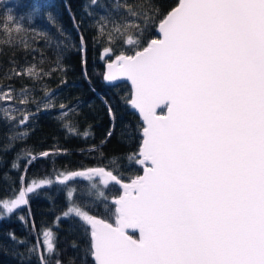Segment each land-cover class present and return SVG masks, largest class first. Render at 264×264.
I'll use <instances>...</instances> for the list:
<instances>
[{
	"label": "snow or ice",
	"instance_id": "1",
	"mask_svg": "<svg viewBox=\"0 0 264 264\" xmlns=\"http://www.w3.org/2000/svg\"><path fill=\"white\" fill-rule=\"evenodd\" d=\"M126 10L146 22L160 15L154 6L137 10L126 5ZM49 20L55 23L51 14ZM11 27L6 25L8 31ZM17 30L23 31L18 25ZM114 31L132 54L120 53L104 79L126 78L134 86L130 103L146 126L141 150L129 160L143 165L144 174L123 184V194L114 201L115 226L77 204L74 189L68 191L70 206L58 221L78 219L89 228L85 256L93 264H264V0H179L159 19L162 38L147 41V46L135 35L143 33L140 24L115 26ZM99 32L111 44L112 33H105V26ZM4 43L28 47L27 41L11 37ZM11 72L30 79L44 74L35 65ZM27 92L23 90L19 103L27 102ZM161 104L167 110L164 117L156 114ZM105 105L114 125L113 109L107 101ZM66 108L60 104L61 110ZM65 127L76 132L74 126ZM12 168L19 165L13 162ZM96 176L105 185L122 183L104 167L58 174L61 185L72 177ZM53 183L33 180L7 211L28 205L26 192ZM99 195L107 199L103 192ZM127 227L139 229V237L126 234ZM71 247L78 246L72 242ZM27 251L37 255L39 264H75L72 257L60 258L62 250L50 228Z\"/></svg>",
	"mask_w": 264,
	"mask_h": 264
},
{
	"label": "trees",
	"instance_id": "2",
	"mask_svg": "<svg viewBox=\"0 0 264 264\" xmlns=\"http://www.w3.org/2000/svg\"><path fill=\"white\" fill-rule=\"evenodd\" d=\"M178 3L179 0H0V93L7 94L0 95V264H39L37 255L27 249L45 228L56 233L62 260L72 257L75 264H93L91 256H85L91 242L89 228L78 219L60 222L57 218L70 206L67 193L74 189L75 202L84 210L115 224L118 217L113 200L121 189L116 184H103L98 177L71 178L61 185L59 179L63 177L58 178V174L104 167L123 182L142 174L144 166L129 160L139 153L143 140V124L128 105L131 87L127 83L108 86L104 82L105 65L122 52L132 54L125 38L114 31L115 26L140 24L143 33L135 35L142 46H147V41L159 37V19ZM126 5L137 10L154 6L160 15L155 22H146L130 16ZM49 14L55 23L49 20ZM8 16L14 20H8ZM6 25L12 26L10 31ZM17 25L23 31L18 32ZM101 26H105V33H112L111 44L106 34H100ZM6 37L27 41V49L23 43L5 44ZM106 48L111 50L107 54ZM32 65L43 70L42 78L30 79L11 72L13 68L23 72ZM24 89L28 90V99L21 104ZM105 101L113 109L114 125ZM60 104L67 108L61 110ZM165 112L166 108L160 111ZM65 125L74 126L76 132H69ZM113 127L111 138L101 146ZM85 132L89 135L85 136ZM97 146L98 150H92ZM45 152L49 155H40ZM32 156L37 158L28 164ZM13 162L19 168H12ZM44 179L54 183L43 185L35 193L26 192L29 204L7 211L4 201L14 200L21 188L26 189L33 180ZM10 233L15 234L16 241ZM19 240L26 243L19 244ZM72 242L77 249L71 247Z\"/></svg>",
	"mask_w": 264,
	"mask_h": 264
},
{
	"label": "water",
	"instance_id": "3",
	"mask_svg": "<svg viewBox=\"0 0 264 264\" xmlns=\"http://www.w3.org/2000/svg\"><path fill=\"white\" fill-rule=\"evenodd\" d=\"M157 34H158V36H159L157 39L162 38V33H160V32L158 31V28H157ZM116 57H117V56H116ZM116 57H115L113 60L109 61V62L105 65L104 77H105V74L108 73V72L110 71L109 68H108V65H109L110 63H116ZM104 82H105L108 86H117V85H120V84H122V83H127V84L131 87V91H132L131 100L134 98V86L132 85V83H131L130 80H127L126 78H118V79L115 80V81H111V82H109V81H105V79H104ZM131 100H130V101H131ZM130 101H129V104H128V105L130 106L131 110H132L134 113L137 114V116L139 117L141 123L143 124V128H144V127L146 126V123L144 122V120H143V118H142V116H141V113L139 112V110L135 109V108L132 106V104L130 103ZM164 108H166L165 104H161V105H159V106L156 108V114H157L158 116H161V117L166 116V115H167V110H166V112H165L164 114H161V113H160V111H161L162 109H164ZM140 150H141V147H140ZM139 152H140V151H139ZM143 174H144V172H142L141 175H143ZM139 176H140V175H139ZM96 177L100 178V179L102 180V182H103V178H102V177H99V176H96ZM72 178H80V177H72ZM121 182H122V183H121L120 185H118V186L120 187V189H121V194H120L117 198H119V197L123 194V184L130 183L131 181H129V182H123V181H121ZM103 184H104V183H103ZM110 184H115V182H109L108 185H110ZM117 198H115V199H117ZM115 199L113 200V204H114V205H115V203H114ZM115 207H117V205H115ZM117 217H118V213H117ZM97 218H99V217H97ZM100 219H101V218H100ZM115 224H116V223H115ZM115 224H113V226H115ZM125 232H126V234L131 235V236H133L134 238H138V237H139V229H137V228L127 227V228L125 229ZM135 234H137L138 237H135V236H134Z\"/></svg>",
	"mask_w": 264,
	"mask_h": 264
},
{
	"label": "rangeland",
	"instance_id": "4",
	"mask_svg": "<svg viewBox=\"0 0 264 264\" xmlns=\"http://www.w3.org/2000/svg\"><path fill=\"white\" fill-rule=\"evenodd\" d=\"M102 181V180H101ZM10 205H11V202H9V204L6 206V205H4L5 206V208L7 209L8 207H10ZM14 209H12V211H13Z\"/></svg>",
	"mask_w": 264,
	"mask_h": 264
}]
</instances>
